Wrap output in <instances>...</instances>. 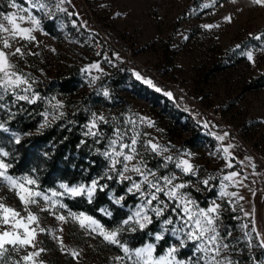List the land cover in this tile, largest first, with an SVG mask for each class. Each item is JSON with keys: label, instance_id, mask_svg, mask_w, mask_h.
<instances>
[{"label": "rangeland", "instance_id": "1", "mask_svg": "<svg viewBox=\"0 0 264 264\" xmlns=\"http://www.w3.org/2000/svg\"><path fill=\"white\" fill-rule=\"evenodd\" d=\"M56 2L40 0L47 5V9L41 11L26 0H17L22 8L28 9L24 12L10 8V0H0V11L33 16L41 21L42 30L33 33L36 41L16 42L17 47L22 44L27 47L23 49V57H13L17 67L35 81L32 84L35 91L43 82L66 73L71 67L77 69L80 82L71 96L45 97L50 112L54 111L57 101L69 107L89 95L101 99L93 105V112L105 116L114 127L128 129L129 136L133 125L127 122L136 121L135 130L142 134V141L155 138L153 142L171 147V152H165L164 156L171 154L189 159L198 170L197 175L191 177L194 185L197 180L214 177L210 185L215 183L217 192L209 201L222 203L221 215L235 220V227L233 223H226L225 227L232 232L230 242L235 245L231 258L239 264L264 261L262 249H249L248 237L244 236V232L256 236L250 231L253 225L264 231V188L257 180V174L264 173V87L246 88L251 78L264 72V51L260 50L264 41L252 39L264 33V6L252 0H66L62 7L74 14L69 15L57 10ZM47 19L54 20L56 34L43 28ZM18 23L21 27H34L28 19L18 20ZM203 25L213 27L208 29ZM0 35L7 36L6 33ZM111 36L118 42L110 40ZM247 51L253 52L254 64L243 55ZM124 59L131 62V68L124 66ZM93 64L99 67H90ZM134 71L158 80L174 98L167 101L154 94L135 79ZM105 89L109 97L103 95ZM63 107L55 114L63 112ZM216 112H220L217 121ZM142 116L150 117L155 127L141 124ZM205 122L208 127L204 126ZM213 122L219 127H213ZM211 133L231 134L229 144L235 145L230 149L235 156L231 160L233 168H227L223 159L222 148L228 145L216 140ZM183 153L191 155L183 156ZM146 158L151 168L161 160L160 156ZM167 170L188 179L174 163L169 162ZM167 170L162 169L161 174ZM231 171L241 175L234 181H224L223 177ZM221 183L227 185V192L238 196L220 200ZM197 186L200 192L207 189L203 184ZM0 198L8 206L21 210L19 200L7 188L0 189ZM33 210L38 211L35 206ZM40 214L44 217L41 226L49 231L36 237V249H45L37 258V264L41 261L43 264H120L115 261L116 256L123 255L118 248L107 245L95 234L89 236L77 222L71 219L59 222L48 213ZM245 224L248 227L242 229ZM169 242H175L170 235ZM166 248L159 255H164ZM192 251L189 242L187 248L181 249V255L185 256L180 258L187 259ZM73 252L78 256H73Z\"/></svg>", "mask_w": 264, "mask_h": 264}, {"label": "snow or ice", "instance_id": "2", "mask_svg": "<svg viewBox=\"0 0 264 264\" xmlns=\"http://www.w3.org/2000/svg\"><path fill=\"white\" fill-rule=\"evenodd\" d=\"M32 7H37L44 11L47 5L40 3V0H26ZM66 0H57L56 9L69 15L68 10L62 5ZM252 3L264 6V0H252ZM10 8H16L27 12V8H22L17 0H10L8 5ZM46 14H48L46 12ZM119 13H117V16ZM0 34L6 33L7 36L0 35V100H3L4 94L11 93L15 96V101H27L28 103H36L37 100H45L32 87L35 83L30 74L24 73L17 67V63L13 61V57H23L25 55L23 49L27 44L15 46L18 41H26L31 44L36 41L33 35L35 31H41V21L33 16H18L16 13H6L0 11ZM28 19L34 27H21L18 20ZM227 19H231L228 17ZM4 22H7L5 25ZM205 28H212L213 25H203ZM47 34V33H45ZM252 39L264 41V33L253 36ZM237 45V48H240ZM264 51V46L261 47ZM34 54V53H33ZM247 60L255 63L252 51L244 52ZM90 67H99L96 64ZM133 76L145 86L152 88L157 93H162L168 98H174L171 91L162 89L150 77L139 71H134ZM95 79V78H94ZM24 94H20V93ZM103 95L109 97L110 93L107 89ZM52 99H55L53 97ZM14 101V102H15ZM50 102V101H49ZM4 104H0V108H4ZM63 107L62 102L57 101L53 105L52 112L47 109L40 113L43 117L37 132L51 126L49 117L53 120L63 116V112L59 115L55 114L56 110ZM139 122L147 127H155V122L150 117H140ZM107 123V118L102 114L92 113L90 123L85 125L88 129L85 136L94 138V143H101L104 134L99 130L100 124ZM128 124L133 125L132 135H128V129L120 127L113 128V136L108 138L105 150L100 152L107 161V167L102 175H98L90 179L89 182H78L69 184L61 182L57 188L42 189L39 184V176L37 170L32 169L30 174L14 176L10 174L13 168V153L6 151L0 147V189L7 188L19 200L22 208L8 206L0 198V264H37V258L45 251V249H36V237L40 233H47L49 229L41 226V220L44 218L40 213H48L59 222H67L69 219L77 222L81 229L88 232L89 236H96L111 246L118 248L123 255L115 257V261L120 264H239L231 258L230 253L235 250V245L230 242L232 232L221 229V213L224 205L217 203L216 200L208 201L206 206H200L199 202L192 196L191 191L185 189L195 188L196 191L201 189L197 186L203 184L206 188L212 187L210 181L214 177H208L203 180H197L196 184L192 183L191 177L196 176L198 170L190 163L189 159L173 156L169 154L164 156L165 152H171L169 145H160L153 142L155 138L146 142L141 140V133L135 130L136 121L129 120ZM205 127L208 123L205 122ZM0 130L8 132L6 122H0ZM216 140L223 142L230 137V133H211ZM30 135V133L28 134ZM143 135H149L144 133ZM15 143L20 144L21 138L13 133ZM85 143V141H81ZM235 145L229 144L222 148L224 153L223 159L227 162V168H233L231 160L235 156L230 152ZM219 151V149H218ZM45 157L48 153H44ZM183 156H190V153H183ZM147 156L155 158L160 156L155 168L148 166ZM245 159H250L245 157ZM169 162L174 163L175 168L180 170L183 176L188 179L184 180L177 175L175 171L167 170ZM94 163V162H93ZM166 169L163 174L161 170ZM241 173L231 171L223 177L224 181H234ZM125 185L122 188V194H117L115 189L110 188L109 182ZM241 183V181H236ZM227 185L221 183L219 199L224 197H237L235 192H227ZM98 192H106L113 204L119 208L128 207V214L113 228L105 227L93 215L84 211L74 212L64 203V199L84 198L89 204L93 203ZM50 193V195H49ZM132 197L137 201L134 205H127V198ZM243 199L242 196L238 197ZM43 203V207H41ZM35 206L38 211L33 210ZM236 209H233L235 211ZM99 211L109 218L113 216V212L107 207L99 209ZM23 213V214H22ZM245 215H248L245 212ZM238 218V217H237ZM159 225V229L152 231L146 229L149 225ZM242 229L248 226L242 225ZM255 232L256 236L251 237L249 232H244V236L248 237L249 249L259 247L264 249V231L257 230L255 225L250 229ZM126 232H145L147 236L153 238V243L144 244L142 247L130 248L123 239ZM170 237L175 242H169ZM55 238V237H54ZM58 239V238H57ZM256 240V243H253ZM189 242L193 246L191 256L187 259H181V249L187 248ZM239 242V241H237ZM61 248L63 242L60 241ZM168 245L164 255L157 254V246L163 248ZM34 249L27 251V249ZM25 252L24 255H20ZM73 256L78 253L73 252ZM14 256L19 257L15 259ZM40 264H43L41 261ZM264 264V261H260Z\"/></svg>", "mask_w": 264, "mask_h": 264}, {"label": "trees", "instance_id": "3", "mask_svg": "<svg viewBox=\"0 0 264 264\" xmlns=\"http://www.w3.org/2000/svg\"><path fill=\"white\" fill-rule=\"evenodd\" d=\"M43 28L51 34H56L54 20H45ZM110 38V40L118 42L114 37L111 36ZM125 59L124 66L127 69L131 68V62H126ZM79 82L77 69L71 67L66 73L43 82L42 86L38 87L36 91L42 97H50L54 94L71 96L78 88ZM155 82L162 89L168 90L158 80H155ZM263 87L264 72L251 78L246 83V88L249 90H257ZM149 90L167 101L170 100L162 93L155 92L152 88H149ZM100 100L89 95L82 96L69 107L64 106L63 116L59 119L50 120V127L37 132V128L43 119L40 113H43L46 109L51 111V107L46 100L28 103L27 101H15V96L11 93L4 94L3 100H0V104L5 105L4 108H0V122H6L9 131L0 130V147L13 153L11 159L14 166L10 169V174L21 176L30 174L32 169H36L42 189H51L61 182L69 184L81 181L89 182L91 178L102 175L107 167V161L100 155V152L104 150L108 138L113 135L114 126L108 122L100 124L99 130L103 132L104 138L99 144L93 142V137L84 134L88 131L85 125L88 124L91 114L94 113L92 107ZM190 118L194 119V116H190ZM13 133L21 138L20 144L15 143ZM29 133L30 135H28ZM81 141H85V143L82 144ZM44 153H48V156L45 157ZM109 186L115 189L117 194H122V188L125 185L110 181ZM216 187L217 185L214 183L212 187L205 189L204 192L196 191L194 188L188 190L191 191L193 197L201 206H206L207 202L216 195ZM63 202L74 212L84 211L93 215L106 227H115L117 222L124 219L128 214V207L119 208L113 204L106 192H98L91 204L84 198L79 197L75 199L65 198ZM126 203L127 205H134L137 201L132 197H128ZM105 207L113 212L111 218L104 216L99 211V209ZM228 214L232 215L233 212ZM221 221V229L223 230L226 223H233L232 225L235 227V220L232 218L227 219L226 215H221ZM148 230H158V224L149 225L145 232ZM145 232H126L123 234V239L130 248L139 247L146 242L153 241V238L147 236ZM167 246L164 245L163 248L157 246V254H160ZM262 251L264 252V249ZM182 256H185V254L180 257Z\"/></svg>", "mask_w": 264, "mask_h": 264}, {"label": "built area", "instance_id": "4", "mask_svg": "<svg viewBox=\"0 0 264 264\" xmlns=\"http://www.w3.org/2000/svg\"><path fill=\"white\" fill-rule=\"evenodd\" d=\"M178 85V84H177ZM220 117V112H216V117H215V120L217 121V119ZM213 127H215V128H218L219 127V125L216 123V122H213ZM224 142L227 144V145H229V139L228 138H226L225 140H224ZM257 180H258V182L260 183V185L264 188V173H258L257 174Z\"/></svg>", "mask_w": 264, "mask_h": 264}]
</instances>
